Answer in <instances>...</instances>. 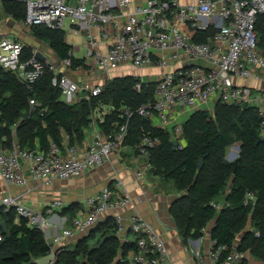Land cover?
Masks as SVG:
<instances>
[{
  "label": "built area",
  "instance_id": "built-area-1",
  "mask_svg": "<svg viewBox=\"0 0 264 264\" xmlns=\"http://www.w3.org/2000/svg\"><path fill=\"white\" fill-rule=\"evenodd\" d=\"M5 1L25 5L23 24L27 28L44 25L66 32L74 26L84 33L89 41L88 54L94 60L89 70L93 74L110 72L127 63L140 69L150 65L177 66L158 81L154 101L135 111L126 109L127 121L119 130L98 134L89 146L68 142L60 146L51 142L47 150H27L14 141L11 148L0 147V176L7 183H27L25 163L31 176L46 185L104 165L123 146L128 120L134 114L146 119L158 118L160 126L168 129L174 122L177 107L200 109L220 100L229 105L257 107L260 133L264 136V46L257 29L259 17L264 16V0H197L187 5L181 0H145L144 4H136L134 0H0V17ZM123 19L125 22L121 25ZM68 20L72 25L67 26ZM187 27L200 30L214 27L216 31L206 42H196ZM95 28L102 29L104 38L113 37L108 50L101 49L100 40L94 35ZM24 50L23 40L9 36L0 38V66L15 73L29 88L43 75L46 64L55 71L53 84L61 88V99L65 103H76L80 92L86 93L88 99L102 93L104 85L90 82L79 85L65 74L59 76L55 65L49 60L41 61L36 53L25 59ZM197 58L205 59L209 65L188 64L189 60ZM64 65L72 68V59H65ZM248 79H253L254 83H239ZM136 88L140 90L141 85ZM30 103L32 107L37 104L34 99ZM159 143L158 138L145 136L137 144L139 177L152 169L150 152ZM249 198L253 199V194L248 193ZM131 202L124 182L119 179L116 186L107 185L88 198L85 208L76 213L62 235L54 234L51 229V215L66 208L61 200H54L39 210L25 205L17 197L5 196L0 203V213L15 210L29 227L45 233L53 249L62 237L87 235L104 220L108 210L127 207ZM215 207L222 205L215 204ZM113 218L118 235L128 232L135 236V248L121 253L118 258L121 262L173 264L166 240L150 222L139 215L126 220L117 213ZM202 232H206V227ZM3 240L0 228V244ZM226 249L227 246L222 245L212 252L215 264H239L248 257L249 251L232 250L219 262L220 253ZM49 264H57L56 258Z\"/></svg>",
  "mask_w": 264,
  "mask_h": 264
},
{
  "label": "trees",
  "instance_id": "trees-1",
  "mask_svg": "<svg viewBox=\"0 0 264 264\" xmlns=\"http://www.w3.org/2000/svg\"><path fill=\"white\" fill-rule=\"evenodd\" d=\"M2 7L17 20H24L23 3L5 1ZM186 29L196 42H206L216 31L214 27ZM257 29L264 46V16L259 17ZM31 31L61 59L71 58L72 68L80 66L64 30L35 25ZM33 56V47L25 45L24 58ZM54 77L55 71L45 64L43 75L29 88L15 73L0 66V147L11 148L17 141L23 149L47 150L51 142L63 146L65 137L69 144L78 145L84 139L85 128L93 121V112L105 105H111L112 111L106 113L99 124L105 134H112L127 121L126 109L135 111L154 101L157 86L155 82L145 83L131 75L115 77L99 95L68 104L61 99V88L53 84ZM138 84L140 90L136 88ZM31 99L36 101L35 107L31 106ZM26 113L28 116L24 117ZM128 121L123 146L137 145L145 136L160 140L150 152V171L172 182L180 193L172 202L170 212L183 241L203 237L202 229L216 220L211 232L212 250L216 252L219 246H227L220 253V262L232 251L236 235L245 231L251 221L252 229L245 232L238 251L249 250L253 257L263 259L264 136L260 133L257 107L229 105L219 100L214 113L194 112L184 124V147L175 145L171 131L152 126L138 114ZM237 142L241 144L240 153L234 160H228L227 150ZM201 159L203 167L199 168ZM248 193L254 198L247 199ZM215 204L222 207L216 208ZM1 218L7 222L11 236L4 235L0 244V264H35V259L51 252L44 232L29 227L24 218L16 221L15 210L2 211ZM98 226L104 227L98 241L103 243L96 249L89 240ZM98 226L79 239L73 250H67L66 246L58 248L57 264H129L121 262L117 256L121 251L126 253L135 248L136 243L121 245L113 221L101 222ZM242 264H248L247 260Z\"/></svg>",
  "mask_w": 264,
  "mask_h": 264
},
{
  "label": "crops",
  "instance_id": "crops-1",
  "mask_svg": "<svg viewBox=\"0 0 264 264\" xmlns=\"http://www.w3.org/2000/svg\"><path fill=\"white\" fill-rule=\"evenodd\" d=\"M136 4H144L145 0H134ZM183 5L197 3V0H181ZM216 20V18H214ZM125 19L121 22L123 25ZM72 25L71 20L67 21V26ZM9 31L8 33H6ZM71 34L78 38V42L73 46L74 57L80 60L81 64L77 68H67L64 65V60L61 59L51 47L34 37L30 28L23 24V20H17L11 13H6L3 10L0 17V38L13 37L21 39L25 42L26 46H32L34 54L41 52L47 57L52 64L55 65L59 74H65L72 81L79 85L83 82H90L93 85H107L115 77L135 76L139 77L142 82L149 83L158 81L163 78L167 73L175 71L177 66L169 65L166 67L158 65L146 66L143 69L135 67L131 63L123 64L118 69L100 73L98 75L91 73L89 70L94 65L93 58L88 54L89 41L84 33L79 32L74 26L66 31V35ZM101 28L94 29V35L100 40V47L106 51L113 43V37L102 36ZM66 41L67 40L66 36ZM70 44V43H69ZM84 51V54H81ZM76 53V54H75ZM160 56L162 54H159ZM189 65H209L203 58L192 59L188 61ZM241 84L252 85L253 79L239 81ZM87 94L80 92L78 94L77 102L86 98ZM218 101H212L207 107L211 105V109H189L177 107L174 111V122L171 127L165 130L172 132L173 139L180 143L181 147L186 145V138L184 135V124L190 116L198 110H208L214 113L215 105ZM206 106V105H205ZM103 107L97 108L93 112L92 123L84 130V139L82 143H78L81 147H86L92 144L98 134H105L101 128L99 121L103 120L104 116H100L97 112L101 111ZM106 114V113H105ZM103 114V115H105ZM152 126L162 128L158 118L147 119ZM164 129V128H162ZM68 139L65 137L63 144H66ZM137 145L121 146L111 156V160L102 166L92 167L80 176L69 179H56L52 184L46 185L42 182L35 180L31 174L28 165L25 163V170L27 175V183L19 185L15 183H7L0 176V203L5 196H13L19 198L25 205L35 209L43 210L47 205L54 200H61L65 203L66 208L63 211H57L51 215L52 231L54 234L62 235L64 228L70 226L71 219L81 209L85 208V202L88 198L101 191L105 186H116L117 181L121 179L131 198L130 205L119 209H110L103 216V224L109 221L114 222V215L119 213L124 218L129 219L133 215H139L148 222H150L161 234L170 250L171 260L173 264H215L212 255L213 242L211 239V232L216 224V220H212L206 226V232L203 237L199 239L189 238L185 243L177 228L175 219L170 212L172 202L180 195L174 188L172 182L165 181L161 176L152 174L149 170L145 176L139 177L137 175L138 163L136 161ZM229 189L227 190V192ZM224 201V195L220 198ZM1 216V213H0ZM17 220L20 217L16 214ZM3 218H0V222ZM1 228V226H0ZM252 229V223L249 221L245 231L238 233L233 242V251L238 250L240 243L247 230ZM2 231V228H1ZM45 234V233H44ZM117 236L120 239L121 245L127 242H134L135 236L131 233L120 234ZM85 235H78L75 237H62L60 242L51 248V252L55 253L60 247L67 246L68 244L77 243L79 239ZM46 238V236H45ZM47 242L48 239L46 238ZM49 244V242H48ZM50 245V244H49ZM249 251V250H247ZM50 252V253H51ZM122 251L117 256L119 258ZM248 264H264L263 259H257L248 252ZM240 262L239 264H242Z\"/></svg>",
  "mask_w": 264,
  "mask_h": 264
},
{
  "label": "rangeland",
  "instance_id": "rangeland-1",
  "mask_svg": "<svg viewBox=\"0 0 264 264\" xmlns=\"http://www.w3.org/2000/svg\"><path fill=\"white\" fill-rule=\"evenodd\" d=\"M9 31H7L6 33H8ZM67 40L69 41V43L70 44H74L75 45V43L76 42H78V38L77 37H75V36H67ZM85 52L84 51H82V53L81 54H84ZM76 54V53H75ZM206 108H209V109H211V105L209 106V107H207V105L206 106H204L203 107V109H206ZM110 111H112V107H111V105H105L104 106V108H102V110L101 111H99V112H97V114L98 115H100V116H104L103 114H105V113H108V112H110ZM94 115V114H93ZM241 144L239 143V142H237V143H235L234 145H231L229 148H228V150H227V159L228 160H230V157H231V154H232V152H239L238 151V149H237V147L238 146H240ZM104 227H100V226H98L97 228H96V230H94L92 233V237H91V239L89 240V244L91 245V246H97L99 243H98V241L100 240V237H101V235H102V229H103ZM107 232V231H106ZM67 250H73L74 249V247H75V243H70V244H68L67 246Z\"/></svg>",
  "mask_w": 264,
  "mask_h": 264
},
{
  "label": "water",
  "instance_id": "water-1",
  "mask_svg": "<svg viewBox=\"0 0 264 264\" xmlns=\"http://www.w3.org/2000/svg\"><path fill=\"white\" fill-rule=\"evenodd\" d=\"M36 57L38 59H40L41 61H47V57L44 56L41 52H38L36 54ZM27 116H28L27 113L24 114V117H27ZM175 145L176 146H179L180 143L178 141H175ZM237 149H238L239 152H232L231 157H230V160H234L239 155L240 150H241V145L238 146ZM198 166H199V168H202L203 167V160L202 159L200 160ZM255 204H256V202H255ZM253 211H254V209L252 210V212ZM0 226L2 228L3 235H5L7 237H10L11 236V230L8 227L7 222L5 220H2L0 222ZM102 243H103V241H101L95 248L96 249H99ZM55 258H56L55 253L51 252V253H49V254H47L45 256H42L40 258L35 259V264H49L50 262L54 261Z\"/></svg>",
  "mask_w": 264,
  "mask_h": 264
}]
</instances>
